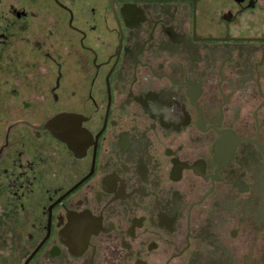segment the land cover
<instances>
[{
	"label": "flooded vegetation",
	"instance_id": "1",
	"mask_svg": "<svg viewBox=\"0 0 264 264\" xmlns=\"http://www.w3.org/2000/svg\"><path fill=\"white\" fill-rule=\"evenodd\" d=\"M1 258L264 264V0H0Z\"/></svg>",
	"mask_w": 264,
	"mask_h": 264
},
{
	"label": "rangeland",
	"instance_id": "2",
	"mask_svg": "<svg viewBox=\"0 0 264 264\" xmlns=\"http://www.w3.org/2000/svg\"><path fill=\"white\" fill-rule=\"evenodd\" d=\"M5 261V258H1V260H0V264H2V262H4Z\"/></svg>",
	"mask_w": 264,
	"mask_h": 264
}]
</instances>
